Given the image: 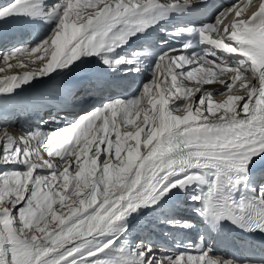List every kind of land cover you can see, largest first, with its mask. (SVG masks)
<instances>
[{"label": "snow or ice", "instance_id": "obj_1", "mask_svg": "<svg viewBox=\"0 0 264 264\" xmlns=\"http://www.w3.org/2000/svg\"><path fill=\"white\" fill-rule=\"evenodd\" d=\"M202 2L11 0L0 6V26L13 18L56 22L35 46L0 52L9 68L23 67L21 57L31 60L30 54L41 53L39 67L0 79L4 96L91 57L110 70L126 65L122 70L133 72L143 69L142 57H157L151 79L132 98L109 99L74 120L50 115L20 136L5 122L0 126V264H264V245L245 244L248 258L239 260L213 255L204 235L178 239L174 248L145 240L112 247L127 236L132 213L193 184L207 185L189 199L200 205L197 214L210 232L227 220L264 233V0L250 11L232 5L215 22L174 30V38L196 35L197 46H209L200 53L176 54L172 48L155 53L145 46L131 58L117 54L170 13ZM222 17L228 19L223 28ZM219 52L232 54L233 63L226 65ZM14 58L18 64H9ZM185 65L193 67L185 72ZM229 72L230 81L219 79ZM185 79L198 86L186 87ZM217 79L226 85L221 102L202 89ZM90 91L107 89L98 82ZM166 95L174 97L171 107ZM0 119L5 121L4 113ZM167 223L182 230L197 227L186 218Z\"/></svg>", "mask_w": 264, "mask_h": 264}, {"label": "bare ground", "instance_id": "obj_2", "mask_svg": "<svg viewBox=\"0 0 264 264\" xmlns=\"http://www.w3.org/2000/svg\"><path fill=\"white\" fill-rule=\"evenodd\" d=\"M10 2L11 0H0V4L3 3L2 5H6ZM44 2L47 5H53L57 2V0H44ZM259 2L260 0L256 1L257 7H258ZM55 23H56L55 20H48L46 18H36L34 20H25L23 23H20V22H16L15 18H13L12 21H10L9 23L0 26V52H2V49L8 50L9 49L8 47L12 43H16L15 41L14 42H9V41H12L17 38H20V39H19L18 45H16L14 48L25 47V46L27 47L35 46L38 43L36 41L42 40L43 38H45L47 35L51 33L52 29L55 27ZM117 54L124 55L127 57V47L123 46L121 49H118ZM30 55L32 57L31 60L28 59L27 55L20 58V60L23 61V65H24L23 67L18 66L14 68H9L4 64L3 60L0 59V68L3 69V71H0V79L4 77H11L13 75L21 76L23 75L25 71H30L33 68L39 67L40 61L36 60V57L41 55V53H34ZM231 55L232 54H230L228 58L226 59V62H225L226 65H231L233 63V61L231 60ZM96 61H97V65H93L94 62ZM9 64H18V61L14 58L9 61ZM126 67H127L126 65H121L119 69L110 70L107 67H105L98 58L91 57V58H88L85 62L79 63L78 66L74 67L73 70L71 71L57 70L49 77H42L39 79H34L30 84L24 85L20 89H17L13 96H4V94H0V101L4 100L6 102V105H8L9 108H11V111H10L11 115L6 119L8 120L7 130L11 132L9 128L10 125L16 124L15 116L21 110L18 108L19 104H25V105H28L29 107H35L34 111H36L37 113L40 111L41 108H43L42 111L44 110L45 114H42L40 111L41 115L43 116L42 121L47 122L49 120L50 115L58 116L52 110V107L54 106V104L59 103L67 110H72L77 107V105L74 104L68 97H59L60 95H63V94L69 95V93L71 92H80L79 89L81 88V86L83 85L87 86L89 85V83H93V82L95 83L103 82L104 83V80L107 79L109 75H116V78L118 79V81L122 83L124 81V84H125V81H127V78H129L130 82L131 81L138 82V85L135 90L129 89L131 95L124 97L123 99H129V98L136 96L139 93L138 91L140 87L145 82L151 79V71L149 70H146V71L140 70L136 72L123 71L122 69ZM191 67L193 66L188 65L187 68H184V71L186 72L188 70H191ZM83 70H87L88 72V74L85 76V77H89L88 81L83 82L82 80L80 84L69 86L68 85L69 82H73L75 79L82 77L81 75L73 76L72 73L79 72V71L81 72ZM166 71L167 70H165V72ZM177 71H180V70L177 69ZM215 71L219 73V69H215ZM230 75H231L230 72L226 73L225 75L220 76L219 79H224L226 82L230 81ZM167 81L170 82V75L168 76ZM167 81H164V83L161 86L163 87L164 85H167ZM184 85L188 88L198 86L196 81L191 82V81H188L187 79L184 80ZM225 87L226 85H222L221 83H219L218 79L214 80L213 83L211 84L202 85V89H207L212 93L214 102H221L223 99L226 98L227 93H225V90H223L225 89ZM238 89H239V82H237L236 85H234L232 91L236 92ZM222 93L224 95H222ZM91 94L92 93H89L87 95L84 94L83 96L88 97V96H91ZM194 95L198 99L200 96V93H195ZM115 98H120V97L101 99L95 102L96 104L94 106H99L102 102H106L109 99H115ZM166 99H169L170 101L169 107H171V102L174 99V97L166 95ZM182 101L183 100H179V101H176V103H182ZM91 108L81 112L78 116H75V117H72L69 115H62L61 117H68L69 119L74 120L78 118L80 115L85 114L86 111H90ZM40 125L41 124H39V126ZM255 171L256 170L252 171V175H255ZM210 176L211 175H208L206 178L209 179ZM208 181H211V180H208ZM193 187L194 186L191 185L185 191H180L179 189H173L158 204L142 207L138 209L137 212L132 213V215H130L127 218V223L129 226L128 234L130 235L133 234L137 239L146 241L145 233L148 232L150 227L153 230H155L151 232L158 233L159 236H163V237H165L166 234L167 236L174 237L178 235L179 233H181L182 232L181 229H178V228L175 229L174 227H172L171 225L167 223V220L173 217L175 218H182V217L180 215L174 216L171 213H169L170 211H167V210H169L172 206L178 205V202L172 199L171 196L173 195L182 196L183 205H184V202L190 201L189 199L186 200L185 197H189V195L192 196L191 192L195 191ZM206 188H207V185H206ZM206 188L204 189V191H206ZM240 194L241 195L244 194L243 189L240 190ZM168 202H171V204H168ZM199 207L200 205L196 207H191V208H193L196 211V209H198ZM185 218L190 219L193 224L203 223V220H197V218L192 217L191 214L185 215ZM194 232H195L194 230L188 229L186 231V234H187L186 239H193ZM198 235L201 236V233H198ZM123 237L124 236H120L119 238H117L116 243L119 242ZM155 243L163 245L168 248H174V246H172L171 244L167 245L164 239L162 240L157 239L155 240ZM216 255H220V253L218 252L216 253Z\"/></svg>", "mask_w": 264, "mask_h": 264}, {"label": "rangeland", "instance_id": "obj_3", "mask_svg": "<svg viewBox=\"0 0 264 264\" xmlns=\"http://www.w3.org/2000/svg\"><path fill=\"white\" fill-rule=\"evenodd\" d=\"M3 3H1L0 5H2ZM40 41V40H39ZM39 41H36V42H39ZM16 45H18V42L15 44V45H13V46H9L8 48V50H11L12 48H14ZM12 47V48H11ZM2 51H3V49H2ZM88 74V72H87V70H83V71H79V72H73L72 73V75L73 76H76V75H81L82 77L81 78H77V79H75L73 82H69L68 83V85L69 86H74V85H76V84H80L81 83V81L83 80V82H86V81H88V79H89V77H85L86 75ZM169 81H167V84H169L168 83ZM223 90H225V89H223ZM139 91H140V89H139ZM138 91V92H139ZM184 101H182V103H183ZM9 106L8 105H6V103H5V106H4V104L3 103H0V114H5V117H6V119L11 115V108H9ZM5 119V121L4 120H2V119H0V126H2L3 124H4V122L5 123H7V121L8 120H6ZM191 194H192V192H191ZM173 196H175V195H173ZM189 196H191V195H189ZM150 231H155V230H153L151 227H150V229H149ZM149 232V231H148ZM137 241H139V239H137L133 234L132 235H130V234H127V236L125 237H123L119 242H117V243H115L112 247H113V249H115V248H118L120 245H122V244H124L125 242H127L128 244H135ZM147 241V240H146ZM150 242H152V243H155V241L153 242V241H150ZM167 243H169V244H171L169 241H166V244ZM155 244H157V243H155ZM157 245H160V244H157ZM168 245V244H167ZM161 246H163V245H161ZM108 252V250H105V253H107ZM105 253H102L101 254V256L103 257V256H105Z\"/></svg>", "mask_w": 264, "mask_h": 264}]
</instances>
